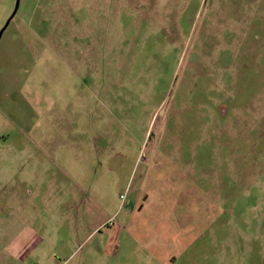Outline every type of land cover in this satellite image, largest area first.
Here are the masks:
<instances>
[{
  "label": "rangeland",
  "instance_id": "rangeland-1",
  "mask_svg": "<svg viewBox=\"0 0 264 264\" xmlns=\"http://www.w3.org/2000/svg\"><path fill=\"white\" fill-rule=\"evenodd\" d=\"M139 212L182 232L170 264H264V0H21L0 41V252L164 264L130 236Z\"/></svg>",
  "mask_w": 264,
  "mask_h": 264
},
{
  "label": "crops",
  "instance_id": "crops-1",
  "mask_svg": "<svg viewBox=\"0 0 264 264\" xmlns=\"http://www.w3.org/2000/svg\"><path fill=\"white\" fill-rule=\"evenodd\" d=\"M148 199V198H147ZM147 203H143L141 204V207L143 206L144 210L147 208ZM139 207V206H138ZM132 218L129 221V233L131 234L130 236H132L134 239L136 238V240L139 242L140 240H142L143 238H151L152 242H157V243H165V246L160 247L159 245H151V251H152V256H154V258L159 259L160 261H162L164 264H170L171 260L173 258H175L176 256L180 255L181 251H182V239H179L182 235L181 231H174V227L175 226L173 223H169V222H162V223H157L155 225H153V222L150 221V219H148L149 214L145 213V212H139L132 214ZM147 218H145V217ZM156 232L160 233V238L157 237V235L155 234ZM143 237V238H142ZM22 238V237H21ZM138 238L140 240H138ZM16 238L11 237V240H9L8 242H16L15 241ZM18 240H20V238H17ZM174 243L176 246L175 247H167V243ZM11 247V249H10ZM6 252H0L1 256H3L5 258V260H3L2 258H0L1 263L0 264H28V261L24 259L23 256H21V253H19L20 251L14 248L13 245H11ZM13 247V249H12ZM57 261L58 263V259H53V257H51V259L49 260V264H54ZM37 264V263H34Z\"/></svg>",
  "mask_w": 264,
  "mask_h": 264
},
{
  "label": "water",
  "instance_id": "water-1",
  "mask_svg": "<svg viewBox=\"0 0 264 264\" xmlns=\"http://www.w3.org/2000/svg\"><path fill=\"white\" fill-rule=\"evenodd\" d=\"M20 3H21V0H17L16 1V5H15V10L13 12V14L11 15V17L9 18V20L7 21L6 25L4 26L3 30L1 31L0 33V41H1V38L3 36V33L5 32V30L9 27L10 23L12 22V20L15 18V16L17 15L18 13V10L20 8Z\"/></svg>",
  "mask_w": 264,
  "mask_h": 264
},
{
  "label": "built area",
  "instance_id": "built-area-1",
  "mask_svg": "<svg viewBox=\"0 0 264 264\" xmlns=\"http://www.w3.org/2000/svg\"><path fill=\"white\" fill-rule=\"evenodd\" d=\"M122 198H125V196H122Z\"/></svg>",
  "mask_w": 264,
  "mask_h": 264
}]
</instances>
